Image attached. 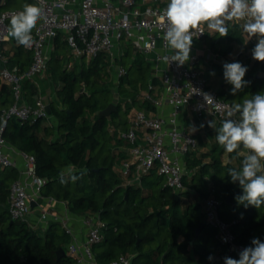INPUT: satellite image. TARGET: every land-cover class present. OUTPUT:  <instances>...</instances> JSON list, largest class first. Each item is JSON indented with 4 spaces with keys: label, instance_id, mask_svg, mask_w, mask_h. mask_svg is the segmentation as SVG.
<instances>
[{
    "label": "trees",
    "instance_id": "16d2710c",
    "mask_svg": "<svg viewBox=\"0 0 264 264\" xmlns=\"http://www.w3.org/2000/svg\"><path fill=\"white\" fill-rule=\"evenodd\" d=\"M29 4L35 2L31 0ZM227 24V36L212 35L218 38L212 49L225 43L229 45L226 50H220L223 56L230 53L231 44H243L245 40L240 23ZM207 36L210 35L207 33ZM62 38L61 35L54 40L56 51L50 56L47 70L57 85L58 99L49 104V116L57 126H45L44 119L34 122L11 117L6 122L3 138L22 153L35 157L38 176L47 181L42 188L44 197L66 202L69 211L76 215H97L106 224L104 240L93 247L98 264H108L122 255L131 256L132 264H224V257L239 259L217 240L215 228L205 219L203 202L210 197L219 201V215L230 225L237 244L251 246L253 238L264 242V205L257 209L238 204L235 196L242 194V190L238 182L234 184L228 177L229 169L242 167L247 154L242 153V145L237 150L241 153L239 157L236 153H227L217 143V133L211 137L214 144L206 150L207 144L197 136V149L185 157V190L179 194L161 185L164 178L156 170L142 177L139 183L124 180L117 166L127 159L123 150L127 144L120 131L128 130L129 120H121L120 115L123 112L128 116L135 108L156 112L155 106L144 101L142 95L150 84L162 90V83L153 76L152 66L144 55L128 45L120 59L127 73L119 79L118 92L129 105L124 110L118 104L117 111L109 118H101L99 113L113 103L111 90L107 88L113 75L110 60L101 53L90 62L82 59L73 69L63 67L58 53L69 47ZM11 40L9 66L27 69L31 53L15 39ZM254 46V42H249L251 53L241 54L236 60L249 70L244 77L247 85L232 95V86L223 83L217 90L220 99L233 104L236 96L264 92V79L255 77L258 71H264V62L250 61ZM131 55L132 60L128 61ZM202 70L209 84L210 73L223 77V66L219 64ZM29 88L31 85L27 84L26 91ZM34 95L33 91L26 93V101L34 104ZM8 103L9 107L14 103L12 89L0 84V127L2 107ZM110 123H116L115 130L111 131ZM220 126L217 124V128ZM69 171L75 176L85 174L73 182L68 177ZM61 173L65 174L66 183L60 182ZM18 179L17 168L0 167V264H76V259L67 254L71 238L60 223H50L43 231L11 219L10 187ZM199 228L201 232L195 238ZM61 248L66 256L58 260L57 251ZM210 255L214 259L209 260Z\"/></svg>",
    "mask_w": 264,
    "mask_h": 264
},
{
    "label": "built area",
    "instance_id": "2783aa9c",
    "mask_svg": "<svg viewBox=\"0 0 264 264\" xmlns=\"http://www.w3.org/2000/svg\"><path fill=\"white\" fill-rule=\"evenodd\" d=\"M33 1L42 10L44 18L33 30L32 45L27 48L22 46L31 53L32 60L27 69L21 70L18 66H9L8 52L12 40L8 35V21L13 14L23 9L3 10L7 0H0V62L3 66L0 81L11 87L14 97V103L2 112L0 167H16L10 154L5 152L7 142L3 133L8 119L15 117L20 121L34 122L38 119H49L47 105L43 100L36 99L34 104L24 100L26 82L34 81L48 70L49 58L45 51L48 43L62 35L72 55L87 62L101 53L106 54L110 60L111 71L119 80L127 73L120 64L125 53L122 43L126 41L135 52L144 55L153 68V76L160 80L163 89L159 90L150 84L149 89L142 95L144 101L155 106L156 112L131 110L129 128L121 133V138L127 144V159L122 162L119 171L126 182L139 183L142 177L156 170L175 193L184 191L185 157L197 149L198 141L181 124L183 112L189 110L199 120L211 117L221 125L223 120L229 118L227 112L232 104L220 99L217 90L210 86L197 69L200 57L196 52L190 51V59L183 66L164 61V56L172 55L166 42L161 39L166 30V21L161 20V13L169 0ZM227 23L243 25L245 21L234 20ZM202 30V34L197 32L194 35L193 41L205 38L208 33L207 25H203ZM205 58L218 62L219 65L226 62L212 50L207 52ZM200 93L211 94L215 99L214 103L207 105ZM164 105L171 108L168 116L159 113ZM230 118L238 121L240 114ZM46 183L45 179L38 176L35 157L25 155L20 178L10 187L8 210L13 221L27 222L32 212L31 203L45 199L42 188ZM64 204L68 207L66 202ZM218 206L219 201L214 197L204 200L205 219L215 228L217 240L239 256L245 247L236 243L230 225L219 215ZM50 216L46 211L40 214L37 225L47 224ZM53 220L59 222L71 238L67 254L79 263L86 259L93 262V247L104 240L103 231L106 228L99 216L91 215L83 219L87 233L82 244L76 239L67 213L66 216L55 217ZM35 228L36 225H33L32 229ZM108 264H132V257L122 255Z\"/></svg>",
    "mask_w": 264,
    "mask_h": 264
},
{
    "label": "clouds",
    "instance_id": "9594fccd",
    "mask_svg": "<svg viewBox=\"0 0 264 264\" xmlns=\"http://www.w3.org/2000/svg\"><path fill=\"white\" fill-rule=\"evenodd\" d=\"M42 10L35 4H25L23 10L12 15L9 37L24 47L33 43V30L43 19ZM161 20L166 21V30L161 39L166 42L172 55L164 56L166 63L176 62L183 66L190 59V51L194 35L203 33L202 26L219 36L228 35V24L234 20H243V31L249 37H256L257 43L252 50L253 59L264 62V0H169L167 7L161 13ZM247 67L238 61L223 64V78L232 86L231 94L236 95L246 85L244 77ZM210 75H215L214 72ZM197 91V90H196ZM195 91V92H196ZM203 95L206 104L214 103V97L209 93ZM220 107V106H217ZM240 114V119L230 117ZM228 119L222 121L219 128L214 120L207 126L216 130V141L227 153L237 151L241 145L248 151L242 160V167L229 169L228 177L232 183H237L242 194L235 196L238 204L259 209L264 205V92L243 99L242 103H233L228 112ZM204 127L203 124L200 125ZM195 127L192 131H196ZM85 173H81V176ZM64 173H61V183H66ZM81 176L68 177L75 182ZM214 259L213 256L208 257ZM224 264H264V242L253 238L251 246L245 247L239 253V259L224 257Z\"/></svg>",
    "mask_w": 264,
    "mask_h": 264
},
{
    "label": "crops",
    "instance_id": "0c3cea01",
    "mask_svg": "<svg viewBox=\"0 0 264 264\" xmlns=\"http://www.w3.org/2000/svg\"><path fill=\"white\" fill-rule=\"evenodd\" d=\"M45 51H46L48 58L50 59L51 54L56 51L54 41L48 43ZM8 55H9V52H8ZM10 55H9V57H10ZM201 65H200V67H201ZM0 71H1V68H0ZM47 74L45 72L43 75L37 77L34 81L26 82L25 87H24V89H25V92H24L25 102H27L26 101V93L31 92V91H33L35 93V95L33 96L34 101L36 99H41L44 101V103L46 105H49L51 101H55L58 99L56 96V92H55L56 83L50 77L47 78ZM0 84L4 85L1 83V81H0ZM27 84L31 85L32 90L29 88L26 91V85ZM210 85H211V87L213 86V83L211 81H210ZM8 87H10V86H8ZM9 105H10L9 103L6 105H3L2 110L8 109L7 107H9ZM170 111H171V108L168 105H164L159 110V113L161 115L168 116ZM211 120H213L211 117H206L204 120L196 119V117L189 110H185L182 114L180 122L186 128V130L190 134L193 135V137L195 139H197V136L203 138V140L207 144V147L204 149V150H206L214 144L213 140H211L212 139L211 137L214 136L216 133L215 129L207 126V122L211 121ZM43 124L45 126H51V127L57 126V123L50 116H49V119H46ZM201 124L204 125L203 128L200 127ZM217 124L218 123H216V127H217ZM193 127H195L197 130L192 131ZM119 131H120V129H119ZM121 133H123V131ZM123 150H125V148H123ZM5 152L10 154L12 161L16 165L15 168L18 169L19 178H20V173H21L22 169L24 168V156L26 154L17 150L15 147L11 146L8 143H7V146L5 148ZM243 152H244V150H243ZM245 154H248V151ZM66 208H68V207H66V205L64 204L63 201H57V200H53L52 198H46L45 197V199L41 200L40 202L34 203V206H32L31 215L28 218L26 223L28 224V226L30 228H32L33 225H36L37 229H42L43 231H45V230H47L50 223L56 222L53 220V218H55V217L62 218L64 216H66V213H67L69 221H70V225L76 234V239L80 244H82L86 240V233H87V230L83 224V219L85 218V216L76 215V214L70 212L69 209L66 210ZM45 211L51 215L49 222L47 224H44V225H37L38 217L40 216V214H42ZM56 223H59V222H56ZM36 228H35V230H36ZM76 264H98V262L96 261V259L93 262L86 259L85 261H83L81 263L76 261Z\"/></svg>",
    "mask_w": 264,
    "mask_h": 264
},
{
    "label": "rangeland",
    "instance_id": "374dc122",
    "mask_svg": "<svg viewBox=\"0 0 264 264\" xmlns=\"http://www.w3.org/2000/svg\"><path fill=\"white\" fill-rule=\"evenodd\" d=\"M30 2H31V0H10L9 1V5L6 8H4L3 10L23 9V6L25 4H29ZM240 25H241V32L244 35V39H245L244 43L243 44H240V43L239 44H235V43L231 44L233 47H232V49L230 50V53L227 56H223L220 53V50H222V49L226 50L229 47V45L226 44V43L217 46L215 49H212L213 48V44L218 41V38L212 37V35H214L215 33L211 32L209 29H208L207 32H208V34L210 36H207L203 40L193 41L192 47H191V52L192 53L196 52L199 55V57H200V61H202V65L200 64L201 67H200V65H198L197 68H199L200 70H202V69L206 70V69L211 68V66L213 64H220L218 62L207 60L205 58L206 55H207V52L209 50H212L213 53H215L216 55L221 56V58L226 60V62H234V61H236L237 58L239 57L238 55L240 53H242L243 56L250 54L251 52H250L249 47H248L249 46V42H254L256 44L257 43V38L256 37H249L248 34L243 31V25L242 24H240ZM122 44H123V49L124 50H125V48L128 45H130L126 41H123ZM58 56L60 58H62L61 65L63 67H67L68 69H73V66L79 65V64H81L83 62L82 59H78L75 56H73L69 48H64L61 51H59ZM131 60H132V55L129 57L128 61H131ZM246 61H247V58L245 57L244 62H246ZM250 61H251V63H253L255 61V59L252 58ZM112 73H113V71H112ZM46 74H47V71H46ZM51 76H52V74H50V75L47 74V78H49ZM210 81L213 83L212 87L214 89H216V90H219L223 83H224L223 85H227L228 84V83L225 82L223 77H218L216 73H215L214 76L213 75L211 76ZM118 85H119V80L113 74L111 76L110 81L107 84V88H109L111 90V93H112L113 104H115L116 106L118 104H121L123 109L127 110V107L129 105V101H127L123 96H121L119 94ZM56 89H57V85H55V92H56ZM251 97H252L251 93L247 92L240 98L236 96L234 98V102L235 103H242L243 99H245V98L250 99ZM134 110H137V109L135 108ZM130 115H131V112L129 113L128 116H126L122 112L121 115H120V119L123 120V121H126L127 119L129 120V116ZM110 124H111V131L115 130L116 129V123H110ZM121 132L122 131H120V133ZM246 152H247V150L244 149L243 153L245 154ZM118 168H119V165L117 166V169ZM151 179L154 180L155 177H153ZM160 183H161L162 186H166L167 185L165 179H162L160 181ZM177 194H179V193H177ZM36 230H41V229H37L36 228Z\"/></svg>",
    "mask_w": 264,
    "mask_h": 264
},
{
    "label": "water",
    "instance_id": "95a60500",
    "mask_svg": "<svg viewBox=\"0 0 264 264\" xmlns=\"http://www.w3.org/2000/svg\"><path fill=\"white\" fill-rule=\"evenodd\" d=\"M0 68L2 69L3 66L0 62ZM249 70L246 72L248 73ZM255 77L256 79L260 80V79H264V71H258L256 74H255ZM47 111H48V114L50 115V105H47ZM117 111V106L113 103H111L106 109L102 110L100 113H99V116L101 118H109L112 113L116 112ZM32 206H34V203H31ZM201 232V228L197 229L196 231V237H198V235L200 234ZM66 256V251L64 249H59L57 251V259L60 260L62 257Z\"/></svg>",
    "mask_w": 264,
    "mask_h": 264
}]
</instances>
